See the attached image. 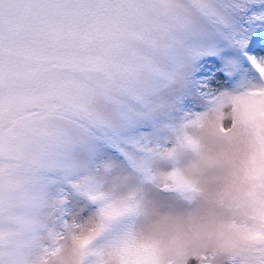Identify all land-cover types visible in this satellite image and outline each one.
<instances>
[{
  "label": "snow or ice",
  "instance_id": "obj_1",
  "mask_svg": "<svg viewBox=\"0 0 264 264\" xmlns=\"http://www.w3.org/2000/svg\"><path fill=\"white\" fill-rule=\"evenodd\" d=\"M0 264H264V0H0Z\"/></svg>",
  "mask_w": 264,
  "mask_h": 264
}]
</instances>
